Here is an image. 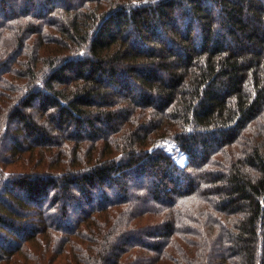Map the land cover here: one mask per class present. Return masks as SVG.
<instances>
[{
  "label": "trees",
  "instance_id": "1",
  "mask_svg": "<svg viewBox=\"0 0 264 264\" xmlns=\"http://www.w3.org/2000/svg\"><path fill=\"white\" fill-rule=\"evenodd\" d=\"M172 247L264 264V0H0V264Z\"/></svg>",
  "mask_w": 264,
  "mask_h": 264
},
{
  "label": "rangeland",
  "instance_id": "2",
  "mask_svg": "<svg viewBox=\"0 0 264 264\" xmlns=\"http://www.w3.org/2000/svg\"><path fill=\"white\" fill-rule=\"evenodd\" d=\"M65 161L67 160V158L65 157V159H64ZM179 160V162L183 165V163H185L186 161H185V159H178ZM48 163V162H47ZM31 165V162L27 165L28 167ZM28 170H30V168L28 169ZM109 190H111V191H115V192H117V188L116 187H111ZM11 199V198H10ZM13 199V198H12ZM15 200V199H14ZM70 212H71V210H70ZM72 213V212H71ZM72 215H73V213H72ZM6 234V236L7 235H9L10 234V232H9V229H6L5 231H4ZM179 245L181 246V245H183L184 247H185V249H186V246L184 245V243H183V240L182 239H179ZM169 251V252H168ZM167 252L170 254V255H172L173 257H175V258H177L178 260H180V263H176V264H185L184 262H186L183 258H182V253L181 252H177L176 251V249L174 250V247H172V248H170V250H167ZM4 264V263H3Z\"/></svg>",
  "mask_w": 264,
  "mask_h": 264
}]
</instances>
